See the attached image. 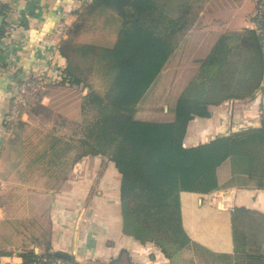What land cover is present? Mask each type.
Segmentation results:
<instances>
[{
  "label": "trees",
  "instance_id": "16d2710c",
  "mask_svg": "<svg viewBox=\"0 0 264 264\" xmlns=\"http://www.w3.org/2000/svg\"><path fill=\"white\" fill-rule=\"evenodd\" d=\"M0 7L1 13H8L7 6ZM191 10L187 0H91L84 4L58 44V52L67 63L56 71L62 76L52 84L89 88L81 104L82 136L66 138L50 131L39 133L36 143L32 137L27 138L32 141L26 149L31 155L30 171L45 168L47 174H57L50 169L65 171L90 155L113 161L121 174L125 232L142 243H155L168 258L187 248L201 247L184 228L182 192L209 194L218 190V170L226 161H230L233 174L247 176L264 188V119L259 127L234 131L196 146L184 144L194 118H208L211 106L246 99L263 84V38L255 29L219 37L210 53L199 61L196 77L178 97L172 118L136 117L139 104L191 27ZM6 23L0 24V38ZM91 27L107 30L114 40L80 42L79 37ZM78 57L90 64L87 69L78 64ZM91 75L98 76L103 90L91 84ZM45 91L39 92L28 108L41 102ZM5 123L12 127V122ZM20 125L26 126L24 122ZM21 256L22 264L63 259L48 251L38 254L28 250ZM218 258L224 264H264L261 254L251 252Z\"/></svg>",
  "mask_w": 264,
  "mask_h": 264
},
{
  "label": "crops",
  "instance_id": "0c3cea01",
  "mask_svg": "<svg viewBox=\"0 0 264 264\" xmlns=\"http://www.w3.org/2000/svg\"><path fill=\"white\" fill-rule=\"evenodd\" d=\"M88 1L91 0H0L9 9L7 14L0 12V24L7 21L15 26L11 52L0 49V163L5 160L1 150L12 132L5 115L19 79L54 74L66 66L58 52L56 29L61 24L70 26ZM187 1L192 4L191 13L196 9L195 19L185 36L186 47L173 55L177 61L199 64L222 34L255 29L257 0ZM163 74L164 71L160 76ZM184 76L180 92L173 101H167L172 114L191 79V74ZM48 99L45 93L43 101ZM210 112V117H196L189 123L185 146L261 126L264 82L250 97L211 106ZM83 158L89 169L79 175L71 170L56 189L46 183L47 177L32 175L28 170L23 174L18 169L0 170V261L22 264L23 252L33 250L38 254L63 252L81 264H169L163 252H157L156 244L142 243L125 232L121 174L114 162L100 155ZM17 176H23L22 181L12 180ZM218 176L221 186L212 193H181L186 232L217 256L251 252L264 258V188L247 176L233 174L230 161L221 165ZM238 209L247 212L242 214ZM255 219L260 221L256 225L251 223Z\"/></svg>",
  "mask_w": 264,
  "mask_h": 264
},
{
  "label": "rangeland",
  "instance_id": "374dc122",
  "mask_svg": "<svg viewBox=\"0 0 264 264\" xmlns=\"http://www.w3.org/2000/svg\"><path fill=\"white\" fill-rule=\"evenodd\" d=\"M195 10L196 9H194L190 14V18L192 19L194 18L193 14L194 12H196ZM187 31L182 37L180 46L177 48L176 51H179V49L183 50V48L186 47L185 36L187 34ZM108 40H114V35H110L107 30H104L100 27H91L89 31L79 37L80 42L90 41L103 43L107 42ZM173 55L176 56L175 54ZM174 56L171 57L172 59L169 60V62L163 69L164 74L160 76L158 83L155 84L146 99L140 104L139 109H137V118L151 120H168L170 119V117L172 118L173 114L170 111V107L168 106L169 103L167 104V101L174 99V95L180 92V88H182L187 77L184 75L191 74L190 78L196 77V74L200 67V64L182 63V59H179V61H177L178 58ZM78 60L76 61L78 62V64L82 63V65L80 64V66H83L84 69H87V67L90 65L89 63H84L83 61L85 59L83 58L78 57ZM179 69H181V71H179ZM90 82L95 88H98L99 90L104 89L103 84L98 78V76L91 75ZM89 91L90 90L88 87L82 85H49L45 91L46 94L49 95V99L44 101L42 99L41 102L31 106L30 108H27L26 112L23 114V118L12 122L15 125L11 124L12 132L6 140L7 143L3 147V150H1L2 159L5 157V160L3 161V163L1 161L0 170H8V168L13 170L18 169L21 170L20 172H22V174L23 172L26 173L25 170H28L29 173L32 175L47 177L48 179L46 183L49 184L51 189H56L60 188L64 180L69 177V174H71V170L76 171V175H79L81 174L82 170L89 169V164L86 163L85 158H82L78 162L73 163L72 166L65 170L66 172L63 170H58V168L50 169L51 172H57V174L53 175H51L50 173L47 174L46 170H44L45 168H37L35 171H30L28 167V162L30 160L31 155L28 156L26 151V149H28V146L30 145L29 142L31 140L34 143L39 140V133L41 132L46 133L54 131L57 135L65 136L66 138H78L79 136H82L80 132V124L83 121L81 104L83 102L84 96H86ZM165 108H167V110H165ZM91 116L92 114L87 116V118H91ZM22 122L26 124L25 127H21L20 123ZM28 136L29 138L32 137V139L27 140ZM75 154L76 153L74 152L73 155L70 156V161L75 157ZM1 164L3 165V167H1ZM0 172L1 174H3L2 171ZM22 177L17 176L12 180L19 182L22 181ZM32 177L34 178V176H31V178ZM37 178L39 179L40 177ZM259 222L260 221H257L255 219L252 220L251 223H254L256 225ZM151 243L152 242H149L148 244ZM204 249L195 246L192 248H187L181 253L176 254L173 258L167 257L168 263L224 264V261L218 258L216 254H212L211 252ZM159 250L161 251L160 247L157 246V252H159ZM160 260L167 261L162 258Z\"/></svg>",
  "mask_w": 264,
  "mask_h": 264
},
{
  "label": "built area",
  "instance_id": "2783aa9c",
  "mask_svg": "<svg viewBox=\"0 0 264 264\" xmlns=\"http://www.w3.org/2000/svg\"><path fill=\"white\" fill-rule=\"evenodd\" d=\"M255 30L262 36V45L264 50V0H257V9L255 13ZM262 21V22H260ZM67 25L61 24L56 29V36L58 41H61L66 37ZM15 31V26L12 23H6L4 26V35L0 38V49L3 51L11 52L10 38ZM59 69L55 70L54 74L43 73L35 77H28L16 85V92L11 106L5 115L6 122H13L20 118H23V114L26 112L30 103L34 102L38 98L39 92H43L51 84L56 83L62 76L61 72L58 74ZM57 71V72H56ZM264 82V81H263ZM0 264H3L0 261ZM48 264H70L64 259H56L50 261Z\"/></svg>",
  "mask_w": 264,
  "mask_h": 264
},
{
  "label": "water",
  "instance_id": "95a60500",
  "mask_svg": "<svg viewBox=\"0 0 264 264\" xmlns=\"http://www.w3.org/2000/svg\"><path fill=\"white\" fill-rule=\"evenodd\" d=\"M55 254L58 257L63 258V259H67V260L71 259V256L69 254H66V253H63V252H55Z\"/></svg>",
  "mask_w": 264,
  "mask_h": 264
}]
</instances>
